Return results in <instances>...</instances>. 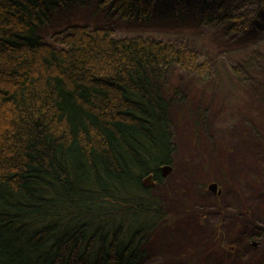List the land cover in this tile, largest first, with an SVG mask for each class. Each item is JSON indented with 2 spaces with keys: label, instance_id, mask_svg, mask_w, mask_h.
Masks as SVG:
<instances>
[{
  "label": "trees",
  "instance_id": "trees-1",
  "mask_svg": "<svg viewBox=\"0 0 264 264\" xmlns=\"http://www.w3.org/2000/svg\"><path fill=\"white\" fill-rule=\"evenodd\" d=\"M78 1L0 0V264H142L171 220L143 184L150 174L164 184L161 168L177 151L181 94L169 72L206 76L211 61L175 41L85 25L59 46L47 42L40 28ZM101 1L140 20L156 2ZM201 10L237 31L260 13L246 19L223 0H203Z\"/></svg>",
  "mask_w": 264,
  "mask_h": 264
},
{
  "label": "rangeland",
  "instance_id": "rangeland-1",
  "mask_svg": "<svg viewBox=\"0 0 264 264\" xmlns=\"http://www.w3.org/2000/svg\"><path fill=\"white\" fill-rule=\"evenodd\" d=\"M223 1L246 19L260 13L237 31L207 22L203 0H156L149 20L82 0L54 11L39 31L59 46L76 25L106 28L175 41L211 61L206 76L169 72L181 94L172 106L177 151L164 184L151 187L171 220L144 247L142 264H264V0ZM253 47L245 63L240 54Z\"/></svg>",
  "mask_w": 264,
  "mask_h": 264
},
{
  "label": "water",
  "instance_id": "water-1",
  "mask_svg": "<svg viewBox=\"0 0 264 264\" xmlns=\"http://www.w3.org/2000/svg\"><path fill=\"white\" fill-rule=\"evenodd\" d=\"M171 169H172V165L171 164H165V165H163L162 168H161L162 175L163 176H167L168 173L171 171ZM154 183H155V180L153 179V175L152 174L148 175L143 180V184L146 187H151V186H153ZM209 187H212V188L215 189L217 187V184L216 183H212Z\"/></svg>",
  "mask_w": 264,
  "mask_h": 264
}]
</instances>
